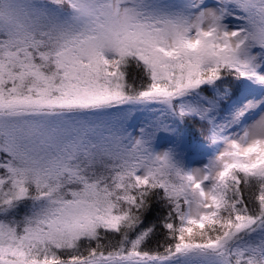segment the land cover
Here are the masks:
<instances>
[{
  "label": "snow or ice",
  "instance_id": "6c2138e0",
  "mask_svg": "<svg viewBox=\"0 0 264 264\" xmlns=\"http://www.w3.org/2000/svg\"><path fill=\"white\" fill-rule=\"evenodd\" d=\"M0 264H264V0H0Z\"/></svg>",
  "mask_w": 264,
  "mask_h": 264
}]
</instances>
